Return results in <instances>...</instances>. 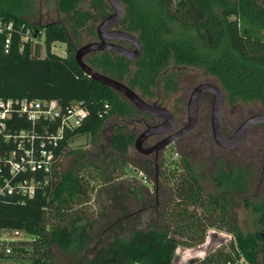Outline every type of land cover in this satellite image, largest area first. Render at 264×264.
Instances as JSON below:
<instances>
[{"label": "trees", "instance_id": "1", "mask_svg": "<svg viewBox=\"0 0 264 264\" xmlns=\"http://www.w3.org/2000/svg\"><path fill=\"white\" fill-rule=\"evenodd\" d=\"M55 1L58 11L67 16L66 25L50 21L40 27L32 26L23 15H33V0H0V98L56 99L62 105L79 101L86 116L79 126L63 132L47 175L35 173L40 185L34 196L13 192L0 197V235L2 231L19 230L30 237L17 242L0 241V260L26 257L29 264H54V246L63 252L80 253L99 219L89 216L80 206L94 187L90 163L77 172L62 169L63 159L73 152L71 142L82 135L98 134L112 114L122 120L138 115L151 119L115 90L91 79L75 59V51L85 37L97 39L96 31L86 28L95 15L92 8L102 16L107 14L110 7L106 1ZM120 2L124 6L120 26L137 36L142 46L140 56L131 60L109 50L92 52L84 56L86 64L124 81L146 100L160 95L166 98L179 90L177 74L167 70L170 65L197 67L217 79L227 103L264 106V0ZM84 4L88 6L82 7ZM8 23H12L9 30ZM35 38H41L42 45ZM54 42L65 44L66 55L51 50ZM105 103L109 105L106 112ZM172 113L176 115V110ZM55 127V123L39 121L33 128L40 133ZM29 128L32 126L24 117L13 113L5 130L0 131V165L4 173L7 167L2 159L18 149L16 142L5 140L4 135ZM135 137L127 125L114 126L110 136L112 150L119 155L128 154ZM172 153L168 159L153 154V158L144 160L146 167L158 162L154 192L163 181L173 184L167 185L169 191L161 205L163 225L133 228L128 237L108 240L91 256L89 264H173L176 248L202 243L210 227L232 234L233 242L227 244L231 252L221 249L206 254L200 264H244L239 261L240 256L245 264H264V195L244 201L252 215L253 230L241 229L235 208L236 193L250 192V170L234 163L226 167L221 158L211 176L216 191L204 192L189 154L173 158ZM120 172H126L124 165ZM142 186L140 183L126 190L137 203ZM105 211L103 205L99 216H104Z\"/></svg>", "mask_w": 264, "mask_h": 264}, {"label": "rangeland", "instance_id": "2", "mask_svg": "<svg viewBox=\"0 0 264 264\" xmlns=\"http://www.w3.org/2000/svg\"><path fill=\"white\" fill-rule=\"evenodd\" d=\"M33 3L35 8L33 15H23L32 26L40 27L50 21H61L66 25L67 16L58 11L55 0H33ZM85 5H82V7L88 6ZM92 10L95 15L87 26V30L91 28L95 30L101 19L112 12L110 8L107 14L102 16L96 9L92 8ZM34 40L42 45L41 38H35ZM92 40L94 38L87 36L82 44ZM123 44L131 48L129 43ZM51 50L60 56L66 55L65 44L62 42L52 43ZM44 54L45 51L42 47L41 55ZM167 70L174 71L177 74L180 84L179 90L166 98H160V95L159 98L147 101H157L171 111L175 109L176 125L177 128H180L187 120L186 104L193 87L199 83L208 82L216 84L219 88L220 85L214 76L205 74L201 68L191 66L173 67L170 65ZM157 90L159 89L157 88ZM222 96L220 121L221 130L226 136L230 135L239 123L250 114L264 112V106L259 103L238 102L231 105L224 99L223 91ZM211 101L212 94L209 92L200 97L199 118L196 126L188 134L164 148L159 156L168 159L171 156V151H173V158H179L180 154H189L192 167L198 174L204 192L216 191L211 176L217 166V160L221 158L225 160L226 167L234 163L236 166H242L246 170H250V192L236 193L235 208L241 229L244 232L253 230L252 215L250 210L246 208L244 201L245 199L258 200L264 195V124H257L252 127L235 147L222 148L214 142L211 133ZM157 119L153 116L148 119L138 115L133 119L122 120L112 114L107 117L105 126L98 134L93 136L82 135L71 142L70 148L73 152L63 159L62 169L64 171L73 169L74 172H77L82 165L90 163V175L93 176L91 184L94 187L89 193L87 201L80 206L89 216H96L99 221L94 226L90 241L80 253L63 252L57 246H54V264H89L91 256L108 240L114 237H128L130 230L133 228H148L153 223L163 225L160 211L163 199L169 191L167 185H170V183H165L166 185L164 181L161 182L162 184L159 183L157 192H154L153 182L157 177L158 162L152 167L144 165L146 157L153 158L154 155L141 154L134 146L130 147L128 154L119 155L112 150L110 145L111 131L114 126L127 125L129 131L139 134L146 125L157 122ZM149 143L153 144L154 142L149 141ZM150 144H144V146ZM117 156L119 159L116 160L115 157ZM122 165L126 170L123 174L120 172ZM140 183H143L141 200L137 203L136 198L126 190L128 186H135ZM172 185L171 183L170 186ZM103 205L106 206V211L105 215L101 217L99 212ZM261 232L264 235V229ZM29 239L30 237L24 236L22 240ZM231 241L233 242L231 233L223 228L210 227L207 229L202 243L191 246L179 245L175 251L173 264H200L206 254H214L221 249L231 252L230 246H227ZM239 261L245 264L244 258L241 256ZM0 264H29V261L26 257H4L0 260ZM210 264L232 263L227 261Z\"/></svg>", "mask_w": 264, "mask_h": 264}, {"label": "water", "instance_id": "3", "mask_svg": "<svg viewBox=\"0 0 264 264\" xmlns=\"http://www.w3.org/2000/svg\"><path fill=\"white\" fill-rule=\"evenodd\" d=\"M105 1L112 12L102 18L96 26L97 39L82 44L76 49L75 59L91 79L97 80L115 90L142 113L160 119L158 123L147 125L136 135L133 146L139 153L144 155L155 153L157 155L164 148L188 134L198 122L199 99L206 92L212 94L210 125L213 140L218 146L222 148L235 147L252 127L257 124H264V112L252 113L244 118L230 135H224L220 121V110L223 102L222 91L216 84L208 82L199 83L193 87L186 104V123L182 127L175 129V116L167 107L157 101L149 102L143 99L136 90L130 88L124 81L102 74L86 64L83 58L86 54L92 52L109 50L128 59L135 60L142 51V46L137 36L120 26L124 13V6L120 0ZM117 40H124L130 43L132 48L116 42ZM154 135H161L163 138L150 146H144L145 140Z\"/></svg>", "mask_w": 264, "mask_h": 264}, {"label": "built area", "instance_id": "4", "mask_svg": "<svg viewBox=\"0 0 264 264\" xmlns=\"http://www.w3.org/2000/svg\"><path fill=\"white\" fill-rule=\"evenodd\" d=\"M6 27L11 29L12 23H8ZM8 43L9 39H6V45ZM108 109L109 105L105 103L104 112ZM13 113L24 117L32 128L4 135L5 140L13 139L18 149L9 151L7 157L2 159L7 173L3 172L0 165V197L13 192L20 193L23 197H32L36 187L40 185V181L35 179V173L42 172L44 177L47 175L55 158L54 149L63 132L79 126L86 116V110L79 101L62 105L56 99L0 98V131L5 130L6 121ZM39 121L55 123L56 127L50 132L45 130L36 133L33 127ZM24 236L19 230L2 231L0 241L22 240ZM6 252H10V247H6Z\"/></svg>", "mask_w": 264, "mask_h": 264}, {"label": "flooded vegetation", "instance_id": "5", "mask_svg": "<svg viewBox=\"0 0 264 264\" xmlns=\"http://www.w3.org/2000/svg\"><path fill=\"white\" fill-rule=\"evenodd\" d=\"M116 42H118V43H120V44H122V45H124L123 43H127L128 44V42H126V41H124V40H117ZM130 44V43H129ZM131 45V44H130ZM125 46V45H124ZM131 48H132V45H131ZM148 115V114H147ZM150 116V115H149ZM160 121V119L158 118L157 119V122H154L153 124H156V123H158ZM175 123H176V119H175ZM152 125V124H151ZM147 126V125H146ZM175 129H177V125L175 126ZM137 135V134H136ZM161 138H163V136H161V135H154V136H151V137H149V138H147L146 140H145V142H144V144H150L149 143V141H152V142H154V143H156L158 140H160ZM153 143V144H154ZM150 145H152V144H150ZM149 145V146H150ZM171 145V144H170ZM161 152V151H160ZM159 152V153H160ZM159 153L156 155L155 153H152V154H154V155H156V156H158L159 155ZM148 155H150V154H148Z\"/></svg>", "mask_w": 264, "mask_h": 264}]
</instances>
